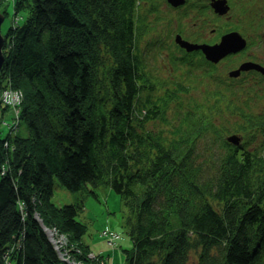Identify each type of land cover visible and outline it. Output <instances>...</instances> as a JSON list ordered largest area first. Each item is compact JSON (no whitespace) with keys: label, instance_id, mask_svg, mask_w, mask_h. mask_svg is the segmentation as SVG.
<instances>
[{"label":"trees","instance_id":"1","mask_svg":"<svg viewBox=\"0 0 264 264\" xmlns=\"http://www.w3.org/2000/svg\"><path fill=\"white\" fill-rule=\"evenodd\" d=\"M162 1L29 0L23 25L7 28L2 87L8 78L13 88L28 86L33 102H45L62 128L57 145L42 120L25 122L34 139L11 138L10 172L0 176V264L60 261L32 217L35 207L46 225L65 234L69 250L86 258L81 204L50 201L54 173L71 192L88 187L97 199L104 185L121 196L132 242L123 264H188L190 251L196 264H264V82L245 88L243 80L219 76L214 90L175 109L177 121L170 118V102L199 83L187 72L153 71L150 52L163 40L161 28L177 18L170 9L165 19ZM200 61L181 55L190 68ZM216 69L209 64L208 77ZM217 108L230 115L226 124L215 123ZM230 127L242 136L238 145L225 138ZM204 137L209 142L200 150ZM5 141L0 157L8 152ZM34 192L40 203L31 201Z\"/></svg>","mask_w":264,"mask_h":264},{"label":"rangeland","instance_id":"2","mask_svg":"<svg viewBox=\"0 0 264 264\" xmlns=\"http://www.w3.org/2000/svg\"><path fill=\"white\" fill-rule=\"evenodd\" d=\"M29 0H7L3 7L0 9V13L3 15L4 19L1 23V32L5 36L6 30L8 27L13 28L15 27H21L25 21L22 20V14L26 10L29 9V4H27ZM252 3V14H256L254 24L252 26L248 25L249 22V10L242 12L241 15L237 18H234L235 22L242 21L243 23H246L247 28L244 29V33L238 28L239 31H241L247 38L248 42L247 44H243V51L242 55L238 58H233L228 62L222 63L218 71L215 73L214 78H209L208 74L206 72V69H204L203 63H197L193 67H189L187 64L183 65L181 62V53L176 50L174 46L173 41V34L177 32L178 27L182 26L185 32L189 33L191 30H197L199 32L194 33V35L199 36L200 34L204 38V42L206 44H212L210 43L213 41V38H211V34L209 30L216 24V22L209 20L208 26L203 32L201 28V20L197 19V16H182L181 17V25L176 24L175 21H171L169 24L163 26L161 28V32L164 38V44L159 47L156 51H152L151 57H150V64L154 67H156L159 70L158 76L162 77H168L171 74H183L188 73L192 77L196 78L198 80L199 86L196 90L190 89L189 92H181L179 94V98L175 101H171L169 105H171L170 111L168 113L170 118L175 119L176 121L180 117V113L176 112L175 109H182L187 104L192 103L193 99H202L203 93L208 91H212L216 88L214 83L219 82L217 77H219L221 74H225L227 70L229 69H235L241 62H249L251 64L258 65L259 67L264 69V21H261L262 14L264 15V0H245L244 5L245 9L248 8V6ZM169 7V4L166 3ZM23 12H22V10ZM185 7H181L179 9H176L177 12L184 11ZM6 10V16L2 13ZM233 11V9H232ZM181 13L180 15H182ZM211 18H213L212 13ZM21 16V18H20ZM167 18H171V16H165ZM17 20H22L20 22H17ZM206 24V23H203ZM225 25V21H223V26ZM230 26V25H225ZM224 26V28H225ZM236 29V28H235ZM194 35H187L189 38H194L191 36ZM250 36V40H249ZM7 43L3 44V53H5ZM239 47V45H238ZM188 50V49H187ZM174 56H179V59H172ZM226 60V59H225ZM222 60V61H225ZM221 61V62H222ZM228 65V67H227ZM227 67V69H226ZM226 69V70H225ZM206 74V77H205ZM186 77V75L184 76ZM179 81H181L183 84L188 85V82H184V78L180 77L177 78ZM201 80V82H199ZM9 90L13 92V94L7 95L6 99L4 98L5 102H1L0 100V139H5V145L4 149L5 151H8L0 157V176H3L5 173L10 172V163H6L8 159V155L11 152L13 153L12 148V142L11 138L14 134H19L21 136H31L32 139H34V136L32 134L33 128L30 126H26L25 122L29 123L30 120H34L37 124H40L41 120L39 119V116L41 114H36V109H38L40 106H37L33 102V97L31 98V93L28 86L25 88L15 87L13 88L10 84V79L8 78V83L6 85ZM224 86L221 87L223 89ZM16 95L21 96V102L18 105ZM1 90H0V99H1ZM26 97V98H25ZM36 98V97H35ZM25 102V106L23 107V102ZM47 102V101H46ZM60 105L58 104V109H65L64 104L60 101ZM42 105H45V102H43ZM41 105V106H42ZM198 104L195 105L196 109ZM262 108H264V102L261 105ZM23 108H25V112H23ZM50 108H53L52 106ZM56 110V112H58ZM23 119V120H22ZM172 119V120H173ZM230 119V115L227 114L222 108L216 109L214 112V120L215 123L219 124H226L227 121ZM15 124V126L10 125L11 123ZM231 128L229 133H226V135L231 134ZM234 132V131H233ZM239 134L240 139L242 136L240 133L235 132ZM42 140L46 143V133H43ZM9 142V148L6 147V142ZM209 142V138L204 137L201 138L198 141V145L200 150L205 147V145ZM240 142V141H239ZM238 142V143H239ZM234 143V144H238ZM32 145V143H30ZM28 149H30L28 147ZM27 149V150H28ZM56 149V148H55ZM214 149H216V145L213 147V149L210 151L209 155L205 156V161H208L210 159V156L214 154ZM26 150V154H27ZM28 155V154H27ZM204 169H206V166H204ZM50 181V180H49ZM52 181L54 183L52 191L53 193L50 195V201L57 205H64L67 203H74L75 205L81 204V209L78 210V218L81 219L84 223L87 224L86 233L83 235V243L87 246H89V251L86 254V258H82L80 262L72 261L68 258V255L66 256L64 253H62L61 247H55V252L57 254V257L60 259V261L57 264H102L101 261H99L97 258L94 257V259L91 257V252H95L98 255H103L109 257V264H123V261L125 260V249L130 246L131 239L129 236L128 226L125 222V217L127 213L125 212L124 205L122 203V198L117 193H115L110 188L106 187H99L97 189L99 195L98 200L94 198L92 195H84L83 191L88 190V187H83L81 189H78L74 192H71L67 190L65 187H63L61 184L58 183L56 180V175L54 173L52 177ZM48 181L44 182V189H41L43 191V194H46ZM41 193V191H40ZM38 193H33L31 197V201L35 203H40L39 198L36 197ZM34 208L32 212V217L39 223V221L36 218L35 212L37 211ZM122 210L124 211L122 213ZM131 219L134 220L135 216L130 215ZM23 217H21L22 219ZM133 222V221H132ZM123 223V225H122ZM40 228L42 231H44L46 234V238L48 239V234L45 230V228H42V225L39 223ZM107 225H110L112 228L109 229ZM51 226L52 231H54L59 238H61V232H59V228L56 227L53 224L47 225ZM127 229V230H126ZM128 231V232H127ZM20 236H23V233L21 232ZM65 237V234H64ZM49 240V239H48ZM66 240V237H65ZM51 243L55 242L54 240H49ZM60 241V240H59ZM78 242L77 240H75ZM73 243V241H72ZM74 244V243H73ZM16 248H18L21 245V242H17ZM60 245V243H59ZM74 246H76L74 244ZM80 248V247H79ZM105 259V257H104ZM189 263L188 264H196L197 256L195 251L189 252Z\"/></svg>","mask_w":264,"mask_h":264},{"label":"bare ground","instance_id":"3","mask_svg":"<svg viewBox=\"0 0 264 264\" xmlns=\"http://www.w3.org/2000/svg\"><path fill=\"white\" fill-rule=\"evenodd\" d=\"M91 25H92V23H91ZM62 44H64V40H63V43ZM38 110H39V113L41 114L39 116V119L45 122L44 125H41V129L42 128L46 129L47 130L46 132H48L49 134H51L50 141L53 142L54 145H55V142H56V145H57L58 144V142H57L58 141V138L56 137V136H58L57 135V131H61V128H62V126L60 125V122L56 118H54L53 115H47V112L49 111V109H46L45 105L40 106L38 108ZM42 137H43V134H42ZM58 137H60V136H58ZM6 147L9 148V142L8 141L6 142ZM102 187H104V189L106 188V186H104V185ZM96 191H97V189H96ZM83 193L86 196L90 195L87 190H84ZM97 193H98V191H97ZM97 200H98V198H97ZM35 215H36V218L39 221V223L42 225V228L43 229L45 228V230H46V232H47V234L49 236L48 239L55 241V242L51 243L48 240L51 243V245H52V247L54 249H55V247L56 248L57 247H61L62 253H64L66 256L68 255V258L69 259L72 258L74 261L77 260V259L78 260H81V259H79L77 257V253H78V250L77 249L69 250L70 247L67 246V244L69 245V243H70L69 240L66 241L65 238L64 239L62 237L59 238V236L54 231H52L51 226H47L45 224V222L43 221V219L41 217L40 212L36 211L35 212ZM107 226H108L109 229L112 228L110 225H107ZM43 233L46 234L44 231H43ZM59 243H60V245H59ZM253 255L255 256V254H253ZM91 257L93 259L95 257L99 261H101V259L103 258V255H98V254H96L95 252L92 251L91 252ZM105 264H109V263H105Z\"/></svg>","mask_w":264,"mask_h":264},{"label":"water","instance_id":"4","mask_svg":"<svg viewBox=\"0 0 264 264\" xmlns=\"http://www.w3.org/2000/svg\"><path fill=\"white\" fill-rule=\"evenodd\" d=\"M168 1L171 2L173 5H177L180 2H182V0H168ZM212 5L215 8V10L219 13H224L227 9V5L225 4L224 0H214L212 2ZM3 19H4V17L0 13V70H1L2 64L4 62L3 44L5 41V37L1 33V23H2ZM243 43H244L243 39H241L239 41L236 38H234L232 35L226 36L220 45L216 44L214 46H207V45H203V44L196 45V44H193V43H190L187 41H183V40H181V42H180V44L182 46H184L186 49H191V48H196V47L203 48L204 53L209 58H214V57L220 55L223 51L226 52L227 49L230 50L231 49L230 47L233 44L239 45V44H243ZM228 140L232 141L233 143H237L239 138L235 135H231L228 137ZM149 264H152V263H149Z\"/></svg>","mask_w":264,"mask_h":264},{"label":"built area","instance_id":"5","mask_svg":"<svg viewBox=\"0 0 264 264\" xmlns=\"http://www.w3.org/2000/svg\"><path fill=\"white\" fill-rule=\"evenodd\" d=\"M9 94L11 95V94H13V92L12 91H4V92L1 91V96H2L1 99H0L1 102H5L4 98L6 99L7 95H9ZM16 98H17V102H18L20 96L16 95Z\"/></svg>","mask_w":264,"mask_h":264}]
</instances>
